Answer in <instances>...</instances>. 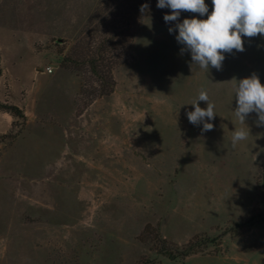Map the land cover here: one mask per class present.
Returning a JSON list of instances; mask_svg holds the SVG:
<instances>
[{
    "label": "rangeland",
    "instance_id": "rangeland-1",
    "mask_svg": "<svg viewBox=\"0 0 264 264\" xmlns=\"http://www.w3.org/2000/svg\"><path fill=\"white\" fill-rule=\"evenodd\" d=\"M102 1L0 0V102L25 114L0 110V264H264V126L234 95L264 85V37L206 72L149 16L105 74ZM201 89L210 131L187 117Z\"/></svg>",
    "mask_w": 264,
    "mask_h": 264
},
{
    "label": "clouds",
    "instance_id": "clouds-1",
    "mask_svg": "<svg viewBox=\"0 0 264 264\" xmlns=\"http://www.w3.org/2000/svg\"><path fill=\"white\" fill-rule=\"evenodd\" d=\"M156 6L171 10L163 17L166 23L175 22V28L170 27L168 31L176 32V41L183 45L182 51L190 53L192 65L206 72L210 67L220 70L225 53L243 51L242 37H264V0H212L211 12L205 0H157ZM147 8L148 5L143 4L140 11ZM181 12L196 13L201 17L207 14V18L193 16L180 21ZM234 95L235 116L240 123L246 124V118L256 113V124L264 126V85L258 76L252 74L237 81ZM199 101L205 102L206 107H200ZM190 104L194 110L187 113L189 122L193 125L202 123V131L212 130L214 126L209 121L215 118V105L209 102L207 91L201 89ZM249 135L248 127L235 130L232 144L246 140Z\"/></svg>",
    "mask_w": 264,
    "mask_h": 264
},
{
    "label": "trees",
    "instance_id": "trees-1",
    "mask_svg": "<svg viewBox=\"0 0 264 264\" xmlns=\"http://www.w3.org/2000/svg\"><path fill=\"white\" fill-rule=\"evenodd\" d=\"M147 4L148 8L141 12V5ZM157 0H103L100 3V10H104L109 15V18L105 20L104 30L108 32V37L104 36L101 39L100 48L97 49L96 55L91 58V62L95 67L102 68L103 73L107 74L110 72L112 66L120 65L126 61V53L131 47L133 38L136 35L137 29L140 23L146 17L156 18L162 24L175 27V22L166 23L163 19L165 14L170 13L169 8H158L156 6ZM187 12H181L180 21L186 17ZM109 53V54H107ZM91 65V63H90ZM94 71V69H93ZM2 74V67L0 61V76ZM109 83V89L101 90L100 95H104L113 91L115 86V79L110 75L109 78L103 86H107ZM0 110L3 112H8L12 117H21L25 120V114L23 110L16 104H8L0 102ZM11 134H1L0 139L9 137ZM264 179V170H263ZM262 198H264V190L260 191ZM258 220H248L241 224H237L240 227H246L247 225H253L257 223ZM190 245L183 250L184 255L188 254L190 251ZM168 254L170 252L168 251ZM171 255V254H170Z\"/></svg>",
    "mask_w": 264,
    "mask_h": 264
},
{
    "label": "crops",
    "instance_id": "crops-1",
    "mask_svg": "<svg viewBox=\"0 0 264 264\" xmlns=\"http://www.w3.org/2000/svg\"><path fill=\"white\" fill-rule=\"evenodd\" d=\"M1 112L4 114H7L9 117H12L8 112H3V111H1Z\"/></svg>",
    "mask_w": 264,
    "mask_h": 264
},
{
    "label": "built area",
    "instance_id": "built-area-1",
    "mask_svg": "<svg viewBox=\"0 0 264 264\" xmlns=\"http://www.w3.org/2000/svg\"><path fill=\"white\" fill-rule=\"evenodd\" d=\"M47 71L50 72L51 71V68L49 67Z\"/></svg>",
    "mask_w": 264,
    "mask_h": 264
}]
</instances>
